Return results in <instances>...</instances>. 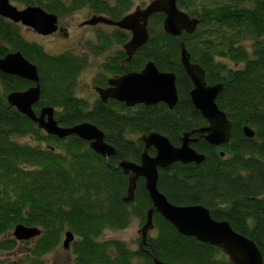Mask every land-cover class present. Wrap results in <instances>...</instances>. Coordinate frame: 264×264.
<instances>
[{
    "label": "trees",
    "instance_id": "obj_1",
    "mask_svg": "<svg viewBox=\"0 0 264 264\" xmlns=\"http://www.w3.org/2000/svg\"><path fill=\"white\" fill-rule=\"evenodd\" d=\"M8 1L39 7L59 21L88 9L117 22L131 8L130 0ZM176 5L198 21L195 32L182 33L179 40L190 61L204 70L207 85L223 86L216 105L231 123V137L227 145L215 148L195 136L198 141L192 147L205 156L204 162L158 170V191L173 205H201L214 220L228 222L255 243L264 261V0H176ZM163 21L162 14L153 15L147 43L126 64L124 52L117 51L102 64L93 86L105 87L108 75L138 73L151 61L160 72L175 75L178 103L172 111L163 104L127 108L114 101L102 104L96 99L90 104L78 98V78L89 66L88 54L49 55L23 39L18 25L1 17L0 58L19 52L36 67V115L41 107H50L61 127L89 123L115 151L108 159L110 167L123 161L139 164L144 151L141 136L159 133L178 147L183 134L207 125L190 101L192 86L179 62L180 45L163 32ZM129 38L115 29L97 34L96 46L88 44L94 55H101ZM31 86L0 73V238L17 225L41 230L24 264H45L42 257L58 247L66 230L74 236L73 264H153L146 250L164 264H233L221 248L179 235L156 213L155 235L148 234L147 249L139 247L140 238L135 250L123 241L102 240L107 230H125L132 219L142 227L151 208L144 180H136L128 200L130 173L111 170L88 143L74 136L58 140L45 135L8 106L10 92ZM244 127L254 131L252 139L244 137ZM147 153L155 154L153 149ZM16 245L13 239L1 241L0 251Z\"/></svg>",
    "mask_w": 264,
    "mask_h": 264
},
{
    "label": "water",
    "instance_id": "obj_2",
    "mask_svg": "<svg viewBox=\"0 0 264 264\" xmlns=\"http://www.w3.org/2000/svg\"><path fill=\"white\" fill-rule=\"evenodd\" d=\"M154 14L164 15L163 32L180 45L179 62L192 86L189 93L190 101L207 123L205 127L183 134L180 146L174 147L159 133H150L140 137L144 151L139 164L123 161L113 168L110 167L108 159L114 156L115 151L105 143L104 134L95 126L81 123L73 127H61L55 121L54 110L50 107L42 108L38 115L34 113L33 106L40 99L39 77L36 67L26 61L19 52H12L0 58V73L29 82L33 86L24 91L10 92L6 96V102L9 107L35 124L45 135L58 140L74 136L88 143L89 149L103 158L111 170L120 169L124 173H130L128 200L132 199L136 180L140 178L144 180V188L151 202V208L147 211L145 222L139 231L140 248L147 249L146 239L149 232L154 230L153 215L156 213L179 235L193 238L201 244L221 248L233 264H264L255 243L235 232L228 222L214 220L209 210L201 205H173L157 188L158 170L169 168L174 164L201 165L204 162L205 156L192 147L198 141L195 136H199L207 145L215 148L227 145L231 137V123L216 105V99L222 92L223 86L207 85L204 70L190 61V54L179 40L182 33L193 34L198 21L181 11L176 5V0H152L142 11H136L120 21L112 22L98 17L87 21L86 24L93 26L103 23L129 32L131 39L123 48L131 56L147 43L149 37L147 23ZM0 17L12 24L30 29L42 37L51 36L58 31L57 16L39 7L18 10L8 0H0ZM107 85L105 89L95 90L102 104H106L108 100L123 104L127 108L163 104L172 111L178 103L175 75L160 72L151 61L147 62L139 73H129L109 79ZM242 133L247 139L254 137V131L249 127H244ZM149 149L154 150V156L147 153ZM223 156L224 153H220V157ZM12 231L13 239L21 243L34 240L41 234V230L37 227L24 225H17ZM73 240V234L70 231L65 232L62 247L69 249ZM146 253L151 255L153 264H164L154 253L148 250Z\"/></svg>",
    "mask_w": 264,
    "mask_h": 264
},
{
    "label": "rangeland",
    "instance_id": "obj_3",
    "mask_svg": "<svg viewBox=\"0 0 264 264\" xmlns=\"http://www.w3.org/2000/svg\"><path fill=\"white\" fill-rule=\"evenodd\" d=\"M151 1L152 0H130L131 8L129 10V14H132L136 11H142L145 8V5H148ZM11 4L18 10L23 9L22 6L16 3ZM93 18L98 17L93 16V14L88 9H82L62 19L59 25L60 28L65 29L68 35L67 38L63 37L60 34L49 37H40L36 35L32 30L24 27H20V31L23 39H25L27 42H33L38 44L49 55H60L64 52H72L75 54H80L83 52L86 53L88 52V49L91 48V45L96 46L97 34H111V32L115 30L113 26L106 25L103 23H99L93 26L87 25L86 22ZM88 43H91V45H89ZM93 47L94 46H92V48ZM118 49H120V46H114L110 50L104 52V54L106 53L105 55H101L98 57L97 55H94L91 50L88 52L89 66L84 72L80 74L78 78V89L76 91V96L78 98L85 99L90 104L95 101L97 95L93 91V79L96 73L99 71V64L104 60L105 57H109L112 52ZM18 141L21 143H31V141L28 139H19ZM140 229V221L137 219H132L129 227L125 230H107L104 233L102 240L115 239L123 241L131 249L135 250L138 248L137 240L140 237ZM67 231L68 230H66L65 232ZM12 232L13 231L2 236L0 238V242L13 239ZM64 233L62 234L58 247L52 252L42 257V260L45 262V264H73V255L71 249H64L62 247ZM149 235L154 236V231L149 232ZM35 240L36 238L28 242H17V245L14 249L9 251H0V264L26 263V259L31 256L30 250L33 248Z\"/></svg>",
    "mask_w": 264,
    "mask_h": 264
},
{
    "label": "flooded vegetation",
    "instance_id": "obj_4",
    "mask_svg": "<svg viewBox=\"0 0 264 264\" xmlns=\"http://www.w3.org/2000/svg\"><path fill=\"white\" fill-rule=\"evenodd\" d=\"M110 1V0H109ZM116 0H113V1H110V2H115ZM147 5H145V7H146ZM140 8V7H139ZM129 12L126 14V15H124L121 19H123V18H125L126 16H129V15H131V14H129ZM154 15H156V14H154ZM163 15V14H162ZM93 16H96V17H104V16H99V15H93ZM153 16V15H152ZM151 16V17H152ZM164 16V15H163ZM150 17V18H151ZM106 20H108L109 21V19L108 18H106V17H104ZM150 18L148 19V23H147V28H148V25H149V20H150ZM120 19V20H121ZM61 21H59V19H58V31L55 33V34H53V35H57V34H60V35H62L63 37H65V38H67V33H66V31H65V29H63V28H60V25H59V23H60ZM99 24V23H98ZM113 26V25H112ZM115 29H117V30H119V31H124V32H127V31H125V30H121V29H118L117 27H115V26H113ZM147 32H148V30H147ZM128 34H129V36H130V38H129V40L131 39V34L129 33V32H127ZM37 35V34H36ZM53 35H51V36H53ZM39 36V35H38ZM40 37H42V36H40ZM47 37H49V36H47ZM128 40V41H129ZM127 41V42H128ZM126 42V43H127ZM30 43H33V42H30ZM125 43V44H126ZM124 44V45H125ZM124 45H122V46H120V49H118V50H115L114 52H112V54L111 55H109V57H105L104 58V60L99 64V71L96 73V75H95V77L97 76V75H99L101 72H102V64L106 61V60H108V59H111L112 57H114V54L117 52V51H122V52H124V55L126 56V59H123V61H122V64H126V63H128V61H130V59H131V57H132V55H134V53L131 55V56H129L127 53H126V51L124 50V48H123V46ZM143 47V46H142ZM111 49V48H110ZM109 49V50H110ZM91 49H88V52L90 51ZM106 51H108V50H106ZM105 51V52H106ZM88 52H86L87 54H88ZM72 53V52H71ZM85 52H83V53H80V54H76V55H83V54H86ZM73 54H75V53H73ZM106 54V53H105ZM104 54V52L103 53H101V55H105ZM101 55H97V57L98 56H101ZM118 57H121V56H118ZM85 71V70H84ZM83 71V72H84ZM139 73V72H138ZM121 76H123V75H118V76H115V75H108L107 76V79H106V85H105V87H94L93 86V91H94V93L97 95V98L96 99H98L99 100V98H98V94H97V92L95 91L96 89H98V88H101V89H105V88H107L108 87V85H107V81L109 80V79H113V78H118V77H121ZM94 77V78H95ZM94 80V79H93ZM33 86V85H32ZM30 88V87H29ZM95 99V100H96ZM40 100V99H39ZM108 101H111V100H108ZM107 101V102H108ZM39 102V101H38ZM115 102V101H114ZM35 106V105H34ZM33 106V107H34ZM137 107V106H136ZM42 108H45V107H41L40 109H39V111L42 109ZM135 108V107H134ZM39 111H38V113H39ZM38 115V114H37Z\"/></svg>",
    "mask_w": 264,
    "mask_h": 264
}]
</instances>
